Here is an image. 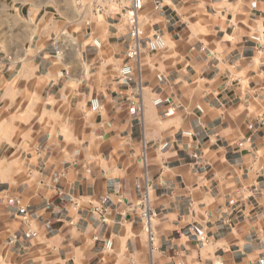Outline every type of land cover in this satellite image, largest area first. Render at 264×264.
<instances>
[{
	"label": "crops",
	"instance_id": "0c3cea01",
	"mask_svg": "<svg viewBox=\"0 0 264 264\" xmlns=\"http://www.w3.org/2000/svg\"><path fill=\"white\" fill-rule=\"evenodd\" d=\"M138 22L131 60L111 0H0V264H264V0Z\"/></svg>",
	"mask_w": 264,
	"mask_h": 264
},
{
	"label": "built area",
	"instance_id": "2783aa9c",
	"mask_svg": "<svg viewBox=\"0 0 264 264\" xmlns=\"http://www.w3.org/2000/svg\"><path fill=\"white\" fill-rule=\"evenodd\" d=\"M111 1L112 3L116 4V6H118L121 16L125 18L129 26V38L131 41V48L127 52L126 57L131 60H136L139 56V41L142 38V32L138 22V14L143 10L144 0H111ZM155 9H157V6H155ZM252 39L260 46L259 37L253 36ZM93 44L96 47H99V43L97 40H94ZM145 47L148 52H159L166 48V41L163 38V36L159 34H154L153 36H151L146 40ZM119 73L122 78H127L129 75L132 74V68L130 65H124L120 68ZM157 79L158 81H162L163 77L158 75ZM163 102H164L163 99L157 98L153 101V104L157 106V105H161ZM132 104L134 105V103ZM171 109L175 110V107H172ZM98 110H99V101L98 99L93 98L90 101V111L95 113ZM137 110L140 111V108L138 106H137ZM198 110H200L199 107ZM250 128L252 127L250 126ZM183 134L187 136H191L189 132H183ZM94 211L98 212V209H95ZM19 212L23 215L25 214L24 209H20ZM153 215H154L153 212L148 206V195L146 193L142 197V208L140 213V219L144 231L147 233L150 241H152L153 239V235L151 231V219ZM101 220L103 222L105 221L103 217L101 218ZM35 236L36 234L31 231H27L24 233V237L26 239H30ZM105 246L107 249H110L111 242L107 241Z\"/></svg>",
	"mask_w": 264,
	"mask_h": 264
}]
</instances>
